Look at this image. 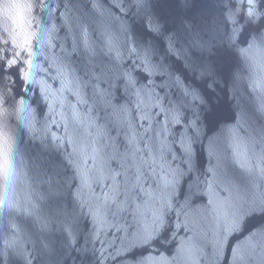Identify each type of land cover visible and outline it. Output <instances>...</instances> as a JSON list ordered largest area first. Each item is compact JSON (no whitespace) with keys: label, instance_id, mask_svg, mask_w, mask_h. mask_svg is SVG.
<instances>
[{"label":"water","instance_id":"obj_1","mask_svg":"<svg viewBox=\"0 0 264 264\" xmlns=\"http://www.w3.org/2000/svg\"><path fill=\"white\" fill-rule=\"evenodd\" d=\"M0 264H264V0H0Z\"/></svg>","mask_w":264,"mask_h":264},{"label":"snow or ice","instance_id":"obj_2","mask_svg":"<svg viewBox=\"0 0 264 264\" xmlns=\"http://www.w3.org/2000/svg\"><path fill=\"white\" fill-rule=\"evenodd\" d=\"M250 2H251V0H250ZM6 63H7L6 61H0V73L3 72V70H4V65H5Z\"/></svg>","mask_w":264,"mask_h":264}]
</instances>
